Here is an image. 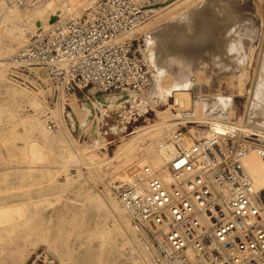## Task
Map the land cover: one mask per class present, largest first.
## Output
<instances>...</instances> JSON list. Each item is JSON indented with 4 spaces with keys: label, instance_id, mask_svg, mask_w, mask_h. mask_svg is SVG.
<instances>
[{
    "label": "bare ground",
    "instance_id": "1",
    "mask_svg": "<svg viewBox=\"0 0 264 264\" xmlns=\"http://www.w3.org/2000/svg\"><path fill=\"white\" fill-rule=\"evenodd\" d=\"M80 1L81 0H40L38 4L35 2L37 4L36 6L24 8L23 6H19L16 1L0 0V36H7L14 42L13 45L11 44L13 48L11 47L5 50L0 48V79L3 81L6 80V72L11 63L8 61V57H5L8 51H13L15 46L22 44L29 34H33L38 29L48 26L49 22L52 23L53 21L50 20L51 17H54L55 21L64 16L80 14L77 10L74 11V8L79 6ZM90 1L91 0L87 2ZM87 2L85 4L83 3L81 6L85 8L88 4ZM181 2L186 3V1ZM150 5H155V3L152 1ZM57 8H59L58 10H61V12L65 9L63 11L64 13L57 16ZM212 8L213 7L210 5H206V8L204 7L206 11L202 10L204 13L201 12L203 16L201 17L200 25L207 31L211 30V32L213 31L216 33L220 28L223 29L226 26L219 22L224 19L223 16L225 11L229 13H231V11L223 4H218L217 8L215 7V14L211 10ZM151 11H153V9H151ZM156 13V15H158L157 10ZM199 13L198 15H200ZM194 14L196 13L194 12ZM215 15H219V21L215 20L219 18ZM231 15L232 14H230V17L233 18ZM190 16H193V14H190ZM163 17H165L164 14ZM177 17L174 21H170L172 17H169L170 23L167 24L161 22L163 18H158L156 20L152 18L153 22L152 20H148V24L145 22L146 24L143 23L139 25L130 33L139 32V30L144 27L145 30H141L143 31L142 34L146 37L145 46L148 47L151 41L153 43L154 36L157 37L159 42H163L156 43L159 44L157 54L156 56L150 55V60L152 64H155L154 66L156 69V73L152 77H154L155 82L159 86L160 94L163 95V98L169 99V103H166V111L160 114L158 113L162 118L160 124L151 128L143 135L133 137L127 144L117 150L115 153L116 163L109 165L111 169L109 175H107V167H102L103 161H100V158L98 159L93 151H88L85 147H79L72 139L61 113L63 110L62 107H55L52 110L53 113L56 108L58 110L54 115L56 118L60 119V124H58L60 128L55 132L54 130L50 131L44 121L33 112V114L30 115L23 114L26 109L32 108L38 110L42 106H45L42 91L39 88L35 90L21 88L11 82L7 85V89H9L12 96L14 98L17 96L19 97V102H15L10 111H8L9 126L0 131V142L2 145L6 146L7 151V158L0 161V184L2 185L0 186V193L9 194L10 197L17 198L24 196L30 202L33 201L31 199L33 190L39 195L41 194V200L44 201L46 200L44 194L49 193L54 198L56 197L60 200L57 207L61 213L59 214L61 217H58L60 221L58 225L55 223L53 224V233L48 235L47 233L50 228L47 226V228H45L43 218H39L40 214L27 217L23 216L20 211L14 212L12 215L13 221L20 219L25 220L24 224L19 228L20 232H22L21 244H15L17 236L15 233L0 238V260L5 257L18 260L20 255L22 256L23 254L26 243L35 245L38 240H42L60 254L58 258L60 264H83L88 258L92 260V264H145L143 255L137 248V242L133 239V229L129 217L120 206L116 193L115 197L113 196L114 192L112 187L117 188V186H114L112 180L116 179L119 183L123 184V186L138 180L144 183V168L146 167L149 168L150 175L161 180H167L169 175L166 169V161L170 158L173 151L172 145L169 142V137L174 132V125L168 122V120L172 116H180L183 119L190 118L187 117L189 113L185 111L193 106L196 107V104L198 105L199 103L193 91V88L197 87L195 77L191 78L190 76L187 77L184 76L185 74H181V76L179 78L177 77L168 88H164V85L160 84L158 80H160L164 73V67L162 65L158 66V64L161 63L160 56L168 51L180 53L186 49L195 50V53H197L199 49L203 48L213 54L216 52L223 54L227 50H236L233 55L231 54L232 56L228 57V66V62H237L239 59L238 53L242 52L237 44L239 37L249 34L246 28H242L240 25L239 29V26L234 25L226 31L223 29L225 31L224 35H226L225 38L230 39H228V42L225 40L227 43L225 41L224 43L221 39V42L219 41L220 43L216 44L214 38H212L213 40H209L210 43H207L208 41L206 40L205 42L204 39L209 38V36L214 37L211 32L209 33L206 31L202 33L203 35L199 36L201 38L198 37V39H200L199 41L196 39L198 42L196 41L197 43H195V45L187 46L184 41L195 38L189 33L190 30L188 31V23H190V20L188 19L189 22L187 23L184 18L180 17L177 19ZM230 22H232V20ZM192 23L195 25L198 21L194 19ZM225 24L228 25V22ZM192 34L196 35L195 33ZM152 35L154 38L151 40L149 38H151ZM167 39L169 42L171 41L172 44L169 42L165 43ZM168 43L169 45L171 44V46H168ZM262 53L264 52H261V54ZM261 54L259 55V62L257 59L255 63V68L258 69L259 67L257 65L260 63V72L264 74V54H262V56ZM229 55L230 54H228V56ZM220 61L221 63L223 62V60ZM230 65H233V63ZM89 91L90 93L93 92L92 89ZM143 93V91L128 89L126 92L120 91V93H108L101 96L87 95L83 99L81 105L77 104L76 97L72 95L68 102V106L71 109L72 116L84 113L86 119H83L82 122L86 124L94 115L100 114L102 111H107L110 116L118 114L122 108L127 109L128 105L134 99L140 98L142 100V98L145 97ZM151 94L150 92V95ZM198 98L204 105L213 101L206 95ZM259 101L260 102L257 103V101L252 102V100H248L246 108L244 109V117L238 118L237 122L228 121V119L221 116L219 112L212 113V110L206 111L196 120L199 123H209V129H206V127L204 131L197 129V131L194 132L193 128H190L188 133L191 132V134L199 136L215 131L221 138L228 139L227 135L230 134L231 129H234L233 131L236 130L239 132L241 140L243 139V133H250L251 136H257L258 139L264 138V99H259ZM219 103H221L220 107L224 110L223 106L226 107V100L222 99ZM1 112L2 109L0 108V113ZM173 112L176 113L173 115ZM227 113L228 111H226V116ZM96 117L97 116H95V119ZM58 122H56V124ZM92 122L89 126V131L91 132L90 134L94 144H98L102 141V134L94 131ZM17 125L22 126V132L16 129ZM79 126L82 128L83 124L80 122ZM216 127H219L222 132L217 131ZM115 132L117 133L119 131L115 130ZM33 134L36 135L37 140L40 141L39 143L32 138ZM16 140H20L21 145H18ZM242 141L247 143H245V145H248L241 160L242 166L252 182L258 199L264 204V164H257L256 162L257 157L264 156V149L261 147H250L252 146V142H249V145L248 141ZM82 167H85V172L82 171ZM103 175L106 177L109 176V184L105 186L104 193H101L93 189L94 187L92 188L91 184L96 182V180L100 179ZM8 181L9 185H7ZM119 188L120 187H118V189ZM68 205L70 207H68ZM72 206L73 208L70 209ZM68 209H70V211H67ZM64 212L67 213L68 217L63 214ZM65 221H68L69 226H64V223H66ZM130 229L132 230L130 233L131 236H128L129 238L127 237L123 247L121 245L124 243V232ZM61 233H65V236L63 237L62 246L59 249L57 239ZM39 235L41 239L37 237ZM76 239H85V242L89 246L85 253H81L70 243L71 241H76ZM125 245L128 246V250L125 248ZM35 248L36 246H33L32 251Z\"/></svg>",
    "mask_w": 264,
    "mask_h": 264
},
{
    "label": "built area",
    "instance_id": "2",
    "mask_svg": "<svg viewBox=\"0 0 264 264\" xmlns=\"http://www.w3.org/2000/svg\"><path fill=\"white\" fill-rule=\"evenodd\" d=\"M151 8L138 0H91L80 15L58 18L35 31L11 58L8 77L45 88L33 113L56 130L52 108L83 89L144 91L150 61L138 37ZM161 180L144 168L116 197L129 217L145 264H264V204L241 160L246 145L215 131L194 137L175 130Z\"/></svg>",
    "mask_w": 264,
    "mask_h": 264
},
{
    "label": "rangeland",
    "instance_id": "3",
    "mask_svg": "<svg viewBox=\"0 0 264 264\" xmlns=\"http://www.w3.org/2000/svg\"><path fill=\"white\" fill-rule=\"evenodd\" d=\"M12 1H16L19 6H23L25 8L28 6H36L39 3L38 1L40 0H12ZM81 1H80L81 4L79 3V6H76V8H74V11L77 10V12H80V14L84 10V8L81 5L83 3L85 4L89 0H81ZM138 1L146 6L149 5L148 8L153 9L148 19L145 21L147 22V24L149 21L152 20L153 22V19L156 20L158 18L160 19L163 18L162 19L163 21L165 20L164 22L161 20L163 24H167L170 23V21H174V19H176L177 16H178L177 19L182 17L184 18V20L187 21V23L189 22L188 21L189 19L190 23H188V28H189L188 31L190 30L189 33H191V35L194 36L195 38L188 39L189 41L185 40L184 42L185 45L187 46L190 45L193 46V44L195 45V43H197L200 40L198 39V37L203 35L202 33L207 31L205 28L201 27L202 25H200L201 24L200 20L201 17L203 16L202 14L204 13L203 11H206V9L204 10V7L206 8V5H210L213 7L211 10L214 12V14L216 13L215 11L218 4H223L224 6H226V8L230 9L231 13L225 11L223 16L224 19L222 20L223 22L219 21L220 19L219 15L218 16L215 15L216 17L219 18L216 19L214 18L216 21H219L223 25H226L223 28L225 31L233 27L234 25L239 26L240 29V25H241L242 28H246V31L249 33L246 35H241L239 37L237 44L242 52L238 53L239 55L238 61L228 62V66H227V60H229L228 57L232 56L236 52V50H231V51L227 50L223 54H219L217 52L213 54V53H209V51L203 48H202L203 50L199 49L197 53H195L196 52L195 50L192 51L186 49L180 53L168 51L160 56L161 63H159L158 66L162 65L164 67V73L161 76L160 80L158 81L160 82L161 85H164V88L170 87V85L177 79V77L179 78L181 74L183 75L185 74L184 76L187 77L190 76L191 78L195 77V82L197 84V87L193 88V91H194V96H196V100L199 101L198 105L200 106L196 104V107L193 106L189 108L187 111H185L189 113L187 117L190 118L183 119L180 116H172L171 118H169L168 122L174 125L173 127L174 131L180 129L183 131H187L188 133L190 128H193L194 132H196L197 129L203 131L209 129V125H210L209 123H204V122L199 123L196 120L197 118L201 117L206 111L208 112L209 110H212V113L219 112L221 116H224L230 122H235V121L237 122L238 118L244 117V111H245L244 109L246 108V104L248 100H252V102L257 101L258 103L260 102L259 99H264V74H261L260 72L261 71L260 63H258L257 65L259 68L258 69L255 68L256 66L255 63L257 62V59L259 62V57H260L259 55L261 54V52H264V0H138ZM152 1L155 3V5H150ZM181 1L183 2L186 1V3H182ZM58 9L59 8H57V10ZM156 10L158 12V15H156L157 14ZM195 10L198 12H196ZM63 11L62 12L61 10L56 11V15L58 16L64 13ZM194 12L196 14H194ZM198 13L200 15H198ZM163 14L165 15L166 18L163 17ZM190 14H193V16H190ZM211 14L214 15L213 13ZM230 14H232L231 16H233L235 20L230 17ZM188 16L190 17L187 18ZM225 16H228L231 19ZM169 17L170 18L172 17L171 18L172 20L170 19L169 21ZM194 19L198 21V23H196L195 25L194 23H192L194 22ZM231 20L232 22H230ZM226 22H228L229 26L225 24ZM50 23L51 22H49V24ZM141 29L143 31L145 30L144 27ZM141 29L139 30V32H135V36L138 37V42L136 43L138 44L137 50L139 54L146 56L149 59V61H151L150 55L156 56L157 54V49L159 44L156 43L157 42L163 43V42L162 41L159 42L157 37L154 36L155 37L154 38L152 35V37L149 39L152 40L154 38L155 41L153 39V43H152V41L150 40L151 42L149 43L148 45L149 48H148L147 46H145L146 37L144 36V34H142L143 31ZM223 29L220 28V30L216 31V33H214L213 31L212 33L211 30L207 31L209 33L211 32V34H213L214 37L212 36H209V38L205 37L208 40L204 39V41L206 40L208 41L207 43H210L209 40L214 38L216 44L220 43L221 39L223 42L225 40L228 42L229 38H225L226 35H224L225 31ZM192 33H195L196 35ZM31 34L27 36V38L25 39V41L22 42V44H18L17 46H15L13 51H8L7 55H5L6 58L8 57V61L11 62L12 56L18 50L21 49L20 47L23 44L28 42V39L31 36ZM9 39L10 38L7 36H0V48H2L3 50L7 48L10 49L11 47L13 48L12 45L14 44V42L11 39L10 40ZM196 39H198V41ZM167 42H169L168 39L167 41H165V43ZM169 43L172 44L171 41ZM169 43L167 45L171 46V44L169 45ZM228 54L230 55L228 56ZM218 59L223 60V62L221 63V61ZM232 63L233 65H230ZM154 65L155 64H152L151 61L150 83L149 86L145 89V91H143L144 92L143 96L145 97L142 98V100L140 98L134 99L128 105L127 109L122 108L120 112H118V114L114 116H110L107 111H102L100 112V114L94 115V117L91 118L92 120L90 119L88 122H86V124H84V122L82 121L83 119H86V115L84 113H80L79 115L72 116L71 109L69 108L68 104L64 107V109L61 112L66 122V125L69 129L72 139L77 143L79 147H85L86 150L93 151L97 155V158L98 159L100 158V161H103L102 167L104 168L107 167L106 168V171L108 172L107 175H109V172H111L109 165L116 163L115 153L117 152V150H119L120 147H123V145L127 144L133 137L137 135L145 134V132H147L151 128H154L162 121V118L159 114L166 111L165 110L167 108L166 103H169V99H166L165 97L163 98V95L160 94L159 86L155 82L154 77H152L156 73V69ZM7 74H8V70L6 72V80L3 81L0 79V108L2 109V112L0 113L1 114L0 131L5 129L7 126H9L8 111H10V109L13 107V104L15 102L16 103L19 102L18 99L19 97L17 96L14 98L11 92L9 91V89H7V85L11 82L21 88L31 89V87L26 83H18L11 81L9 77H7L8 76ZM39 89L42 91L45 100L44 86H41V88ZM118 92L120 93V91L111 90L108 92L94 93L93 91L92 93H90L89 89H83L81 91H77L73 95L76 97L77 104L81 105L83 99L87 95L101 96L108 93H118ZM121 92H126V90H121ZM150 92L152 93L151 95ZM205 95L213 100L211 103L206 105H204V103L200 101L198 98ZM221 97L222 99H225L226 103L228 104V105L226 104V107L223 106L224 110L222 109V107H220L221 103H219V101L222 100ZM53 109L54 108H52V110ZM33 110L34 109L32 108L26 109L23 114L24 115L33 114L32 113ZM56 111H58L57 108L54 110L53 114H55ZM226 111H228L227 116H226ZM175 113L176 112H173V115ZM95 116H97L96 117L97 120L95 119ZM90 121L91 122L93 121L92 124L94 127V131L102 134L101 135L102 141L98 144H94L93 139L91 137L90 134L91 132L89 131L90 130L89 126L91 124ZM56 122H58L56 128V130H58L60 128V126L58 125L60 124V119L56 118ZM80 122L83 124L82 128H80L79 126ZM16 129L19 132H22L21 125H17ZM216 129L217 131L222 132V130H220L219 127L218 128L216 127ZM56 130H54V132ZM115 130H118L119 132L116 133ZM233 130L231 129L230 134L227 135L228 139L239 141L243 145H245L246 142H243L242 140L248 141V144L249 142H252L251 144L252 146L250 147H261L262 149H264V138L258 139L257 136H253V135L251 136L250 133L248 134L243 133L242 135L243 139L241 140V136L239 135V132ZM189 134L194 137H197L196 135L191 134V132H189ZM32 138L36 140L38 143L40 142L37 140L35 134L32 135ZM16 143L18 145H21L20 140H16ZM247 146L248 145H246V147ZM6 158H7L6 146L2 145V143L0 142V161H3V159ZM256 162L257 164H264V156L257 157ZM81 169L83 172H85L84 170L85 167H82ZM108 177L103 175L100 179L96 180L97 183L96 182L93 183L96 185L91 184V187L92 188L94 187L93 189H95L97 192L104 193L105 186L109 184ZM112 181L114 183V186H117V188L112 187L114 192L113 196L115 197V193H117L116 191L118 187L123 186V184L119 183L116 179H113ZM7 185H9V181L7 182ZM0 186L2 185L0 184ZM31 196H32L31 199L33 201L30 202L24 196H20L17 198V197H10L9 194L0 193V238H4L9 234L15 233L17 234L15 239V244L17 245L21 244L22 232H20L19 228L24 224L25 220L23 219L17 221L12 220V215L14 214V212L17 211H20V213L23 216H27V217L29 216L33 217L34 215L40 214L39 218H43V222L45 223V228L47 227L50 228L47 234L50 235L53 233V224L55 223L56 225H58L60 223L59 218L61 217V215L59 214L61 213L59 212V209L57 207L59 205L58 203L60 202V200L56 197L54 198L49 193L44 194V196L46 197L45 201L41 200V194L39 195L34 190L31 193ZM68 207L70 206L68 205ZM72 208L73 206L70 209ZM70 209H68L67 211H70ZM63 214L66 217H68L66 212H64ZM65 222L66 223H64V226L65 227L69 226L68 221ZM131 231H132L131 229L125 230L124 243L121 246L124 247L127 237L131 236L130 235ZM40 235L37 236L39 239H41ZM64 236L65 233H61L60 236H58L57 243L59 249L62 246ZM70 243L72 244L73 247H76L81 253H85V251L89 247L88 244L85 242V239H76V241H71ZM33 246H36V248L32 251ZM127 247L128 246L125 245V248L128 250ZM34 253L37 254L35 255ZM59 256L60 254L53 247L47 245L42 240L41 241L38 240L35 245L26 243V245L24 246L23 254L22 256L20 255L18 260H14L11 257H5L4 259L0 260V264H60L58 259ZM83 264H92V260L88 258L86 261L83 262Z\"/></svg>",
    "mask_w": 264,
    "mask_h": 264
},
{
    "label": "water",
    "instance_id": "4",
    "mask_svg": "<svg viewBox=\"0 0 264 264\" xmlns=\"http://www.w3.org/2000/svg\"><path fill=\"white\" fill-rule=\"evenodd\" d=\"M51 21H54V17H51V19H50Z\"/></svg>",
    "mask_w": 264,
    "mask_h": 264
}]
</instances>
